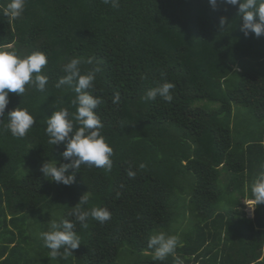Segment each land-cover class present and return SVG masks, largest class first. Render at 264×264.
<instances>
[{
  "label": "trees",
  "instance_id": "trees-1",
  "mask_svg": "<svg viewBox=\"0 0 264 264\" xmlns=\"http://www.w3.org/2000/svg\"><path fill=\"white\" fill-rule=\"evenodd\" d=\"M8 2L0 0V49L20 56L43 51L49 80L43 92L26 85L22 96L9 93L0 117V264H175L177 257L183 264H264V204L249 217L242 201L253 199L251 185L264 170V35L244 36L238 6L26 0L12 19L2 12ZM72 58L81 60L82 74L101 69L89 91L103 100L95 111L113 166L69 169L75 183L65 186L47 180L40 167L69 163L60 155L64 143H48L47 118L66 108L74 130L80 126L74 85L55 87ZM165 80L175 84L171 102L143 99ZM18 106L36 121L22 138L6 128L7 113ZM235 109H245L255 128L242 141L234 136ZM87 192L84 207L107 208L110 220L89 217L83 228L69 215ZM186 208L191 217L184 225ZM61 219L75 223L81 245L52 258L39 233ZM161 231L181 232L175 254L164 261L148 247Z\"/></svg>",
  "mask_w": 264,
  "mask_h": 264
},
{
  "label": "clouds",
  "instance_id": "clouds-1",
  "mask_svg": "<svg viewBox=\"0 0 264 264\" xmlns=\"http://www.w3.org/2000/svg\"><path fill=\"white\" fill-rule=\"evenodd\" d=\"M105 4H111L113 8L119 7V0H103ZM26 0H9L2 9L3 15L15 19L22 15ZM213 10H216L218 3L231 6H238V15L242 18L241 32L245 37L255 35L259 38L264 35V0H208ZM226 18L221 17L220 24L223 27ZM87 63L92 64L89 59ZM48 64L47 55L43 51H34L29 55L20 56L14 50L0 49V117L5 116V109L10 103L9 93H16L22 96L26 85L35 87L37 91L43 92L48 83L49 77L43 74L42 69ZM81 60L72 58L65 64L63 71L66 75L59 78L55 87L57 89L67 85L73 87L77 94L72 104L76 107L75 120L79 127L74 130V124L70 119L69 111L61 108L54 111L46 121V134L49 137L48 143L59 146L64 143V151L60 153L64 160L69 163H59L48 160L41 164L40 171L47 180L71 186L75 183V172L70 173L69 169L77 170L80 166L90 165L111 171L113 161V148L106 142L101 134L103 123L96 113V109L103 103L99 96H94L89 91L93 89L96 73L100 72L99 66L85 74L81 73ZM163 75V74H162ZM175 84L165 80L149 89L144 100L154 101L157 96L167 102L173 100L171 90ZM120 102V94L117 92L113 97V103ZM8 123L6 128L13 137H24L35 124V118L28 108L20 106L7 113ZM141 168L144 165H140ZM264 169V165H261ZM129 178H134L136 173L132 170L127 172ZM253 199L249 201V208L254 211L255 207L264 204V170L260 172L251 185ZM90 198L89 192L80 197V202L72 207L70 216L75 217L83 228H87L88 218L105 223L111 219V212L104 207H92L90 210L84 206ZM40 238L44 245L50 249L52 258L66 257L73 255V250L81 245L80 237L75 231V223L68 219H61L59 222L53 220L48 231L40 232ZM180 240L177 235L158 232L149 237L148 247L154 249V260L164 261L169 255H174ZM63 249V252H61ZM175 264H183V261L176 258Z\"/></svg>",
  "mask_w": 264,
  "mask_h": 264
},
{
  "label": "rangeland",
  "instance_id": "rangeland-1",
  "mask_svg": "<svg viewBox=\"0 0 264 264\" xmlns=\"http://www.w3.org/2000/svg\"><path fill=\"white\" fill-rule=\"evenodd\" d=\"M204 104H208V105H210V106H218V104H215V103H206V102H201V101H199V102H196V104L195 105H204ZM241 110V112H238V111H240ZM237 112H238V114H237ZM243 114H244V116H243ZM251 121V119H250V115H249V113H247L246 111H245V109H235V117H234V124L237 126V125H239V130L237 131V132H235L234 131V136H235V138L237 139V140H239V141H242V140H244V137H246V135L249 133V132H251V131H253L255 128H252V122H250ZM248 122H249V124H248ZM221 185H222V183H221ZM187 189V188H186ZM179 193V191H176V194H178ZM175 194V195H176ZM174 195V196H175ZM190 200V199H189ZM188 200V201H189ZM242 201L244 202V204H243V206H244V211L247 213V215L249 216V217H251L252 215H251V213L250 212H252V209H250L249 208V206H251V205H249L248 206V204H249V201H251L250 199H247V198H243L242 199ZM183 205V204H182ZM191 210L190 209H188V208H186V220H185V222H184V225H187L190 221H188V219L187 218H190L191 217ZM173 233H176L177 234V236L179 237V239H180V234H181V232L180 231H177V232H173ZM122 254H120V256H121ZM122 258V257H121ZM120 264H128V261H123V260H120V262H119Z\"/></svg>",
  "mask_w": 264,
  "mask_h": 264
},
{
  "label": "built area",
  "instance_id": "built-area-1",
  "mask_svg": "<svg viewBox=\"0 0 264 264\" xmlns=\"http://www.w3.org/2000/svg\"><path fill=\"white\" fill-rule=\"evenodd\" d=\"M255 210V209H254ZM251 213V217H254V211L252 210V212H250Z\"/></svg>",
  "mask_w": 264,
  "mask_h": 264
}]
</instances>
